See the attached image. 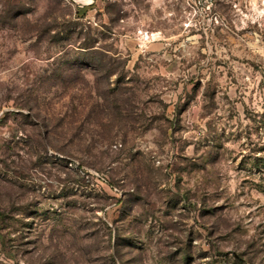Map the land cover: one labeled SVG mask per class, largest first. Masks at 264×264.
Segmentation results:
<instances>
[{"label":"rangeland","instance_id":"1","mask_svg":"<svg viewBox=\"0 0 264 264\" xmlns=\"http://www.w3.org/2000/svg\"><path fill=\"white\" fill-rule=\"evenodd\" d=\"M261 0H0V264H264Z\"/></svg>","mask_w":264,"mask_h":264},{"label":"built area","instance_id":"2","mask_svg":"<svg viewBox=\"0 0 264 264\" xmlns=\"http://www.w3.org/2000/svg\"><path fill=\"white\" fill-rule=\"evenodd\" d=\"M188 4L195 9L199 10H209L216 2L217 0H186ZM261 6L264 7V0H261ZM261 11H264V8L261 9Z\"/></svg>","mask_w":264,"mask_h":264}]
</instances>
